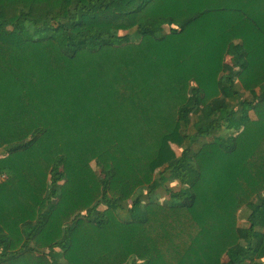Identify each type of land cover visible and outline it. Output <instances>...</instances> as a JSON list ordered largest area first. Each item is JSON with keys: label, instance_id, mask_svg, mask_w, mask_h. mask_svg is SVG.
Returning <instances> with one entry per match:
<instances>
[{"label": "trees", "instance_id": "obj_1", "mask_svg": "<svg viewBox=\"0 0 264 264\" xmlns=\"http://www.w3.org/2000/svg\"><path fill=\"white\" fill-rule=\"evenodd\" d=\"M197 25L224 34L215 70L176 84L161 147L143 155L122 145L146 195L179 183L186 192L170 199L180 206L152 202L143 219L132 215L98 164L96 201L63 156L47 188L24 192L5 160L45 133L30 126L39 108L64 99L82 114L85 65L108 76L151 42L174 43ZM22 127L34 134L0 143L1 187L22 203L0 211V264H264V0H0V138ZM194 136L215 142L192 158Z\"/></svg>", "mask_w": 264, "mask_h": 264}, {"label": "rangeland", "instance_id": "obj_2", "mask_svg": "<svg viewBox=\"0 0 264 264\" xmlns=\"http://www.w3.org/2000/svg\"><path fill=\"white\" fill-rule=\"evenodd\" d=\"M223 38V33H218L208 26L197 25L174 43L170 40L165 44L151 42L141 53L133 54L131 59L114 65V73L108 76L105 74L100 77L98 68L91 67L93 65L89 63L82 68L83 74L87 75V79L82 82L86 93L83 94L85 102L80 103L83 113H76L77 105L72 111L64 103L65 100L61 99L55 106L39 108L38 112L31 116L30 126L35 130L49 129L55 134V129L60 128V134L56 136L60 141H64L62 139H68L71 133L84 124L102 118L121 147L123 145L129 154L137 152L151 155L156 148L161 147L159 136L172 125L173 111L167 104L172 98L179 96L177 89H174L176 84L181 86L188 76L198 78L202 70L209 67L215 70L214 62L220 59L219 43ZM204 82L208 86L211 84L207 78ZM33 134L34 131L30 135ZM30 135L27 127L18 128L16 133L3 135L0 143L7 139L25 140ZM193 140L194 146L188 152L192 158L199 148L209 142H215L196 136ZM230 142V145L234 146L233 137ZM137 170L141 174L140 169ZM4 182L6 181L0 180V211L7 210L14 204L22 206L21 202L17 203L16 191L9 195L5 193L1 187ZM258 203L259 199L256 198L248 207L253 209ZM165 204L180 206L182 199H170L165 201ZM143 213L144 211L140 214L141 219ZM240 220L239 232L243 235L244 219L241 217ZM232 258L233 253L229 251L223 257V262L226 263Z\"/></svg>", "mask_w": 264, "mask_h": 264}, {"label": "crops", "instance_id": "obj_3", "mask_svg": "<svg viewBox=\"0 0 264 264\" xmlns=\"http://www.w3.org/2000/svg\"><path fill=\"white\" fill-rule=\"evenodd\" d=\"M59 156L66 158L67 164L77 172L81 182L96 201L102 197L97 164L103 172L111 173L110 196L127 205L134 216L140 215L148 203L162 204L170 200V191L186 192L179 183L170 182L166 186L169 191L163 189L158 194L148 197L139 170L102 118L93 120L64 141H60L54 132L46 129L31 148L9 155L5 161L14 173L15 179L29 193L38 187L47 188L49 173ZM136 200L139 201L137 206L131 208L129 204Z\"/></svg>", "mask_w": 264, "mask_h": 264}, {"label": "built area", "instance_id": "obj_4", "mask_svg": "<svg viewBox=\"0 0 264 264\" xmlns=\"http://www.w3.org/2000/svg\"><path fill=\"white\" fill-rule=\"evenodd\" d=\"M6 180H7L6 176H3V177L1 178V181H6Z\"/></svg>", "mask_w": 264, "mask_h": 264}]
</instances>
